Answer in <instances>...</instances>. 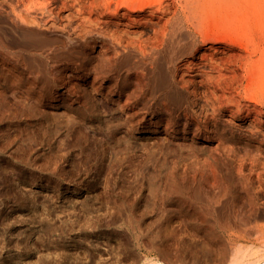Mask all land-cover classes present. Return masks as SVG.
I'll list each match as a JSON object with an SVG mask.
<instances>
[{
    "label": "rangeland",
    "instance_id": "obj_1",
    "mask_svg": "<svg viewBox=\"0 0 264 264\" xmlns=\"http://www.w3.org/2000/svg\"><path fill=\"white\" fill-rule=\"evenodd\" d=\"M0 264H264V0H0Z\"/></svg>",
    "mask_w": 264,
    "mask_h": 264
},
{
    "label": "bare ground",
    "instance_id": "obj_2",
    "mask_svg": "<svg viewBox=\"0 0 264 264\" xmlns=\"http://www.w3.org/2000/svg\"><path fill=\"white\" fill-rule=\"evenodd\" d=\"M217 25H218V23H217ZM219 26V25H218Z\"/></svg>",
    "mask_w": 264,
    "mask_h": 264
}]
</instances>
